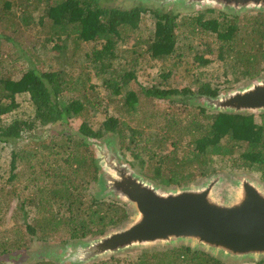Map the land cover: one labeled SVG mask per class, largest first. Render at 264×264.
<instances>
[{
	"label": "trees",
	"instance_id": "1",
	"mask_svg": "<svg viewBox=\"0 0 264 264\" xmlns=\"http://www.w3.org/2000/svg\"><path fill=\"white\" fill-rule=\"evenodd\" d=\"M104 2L108 4L107 0H0L1 57L9 56L7 53L11 51L10 46L11 48L15 46L14 36L21 28L30 30L35 28L37 35H45L42 40L43 48L46 49V43H52L51 50L61 52L60 57L56 58L49 55L44 58L38 57L36 63H40L45 68L38 69L31 63L32 66L23 70L17 79L12 77V71L9 72L5 66L2 67L0 145L15 143L31 131V125L21 120L3 124V117L11 115L17 107V96L27 97L30 100L35 108L34 119L39 121L40 126L58 124L64 126L72 118L87 115L88 110L93 109L95 105L88 101L85 94L87 88L94 87L88 77H84L79 84V95L76 98L64 103L59 99V95L68 87L70 80L66 67L71 64L72 56L62 55V52H65L63 50H66L64 44L68 41L74 42L77 46L74 50L79 49L80 42L90 46L96 44L98 49L85 52V59L93 64L101 62V65L94 66L93 70L97 73L96 76L102 77L110 67L109 62L117 58L119 43L129 38L128 25H131L132 30L138 28L136 23L132 25L138 14L150 13L154 17V38L147 46L148 52L153 56L152 59L161 62L168 58L177 59L179 56L176 52L177 38L182 36L183 41L187 43L192 42L190 40H198L204 42L206 49L214 48L222 56L221 59L229 62L230 70L234 75L249 79L260 73L259 67L255 65L264 58L261 50L264 43V15H256L240 21L237 17L228 19L217 13L215 17L208 16L209 18L203 19L196 16L195 20L186 21L185 16H173L171 11L167 12L165 9L152 11L136 6L130 10H122L116 6L104 5ZM213 12L207 11V13ZM245 21L250 22L248 29L240 24ZM125 29L126 33H124ZM214 36L213 42H208ZM118 40L120 42L116 43ZM181 47L191 50L188 44ZM15 49L20 54L12 61L21 58V53L24 55L23 58L28 57L21 48ZM28 52L31 56L37 55L32 47H28ZM198 59L201 66L208 63L203 60V56H199ZM55 64H61V67ZM109 79L103 83H108L110 86ZM188 93H190L188 89L152 87L145 92V95L158 101ZM199 93L214 97L218 91L204 86L200 88ZM195 109L198 112L194 116L198 117L197 121L188 123L186 133L183 129V134L189 137L194 149L179 156L175 143L174 150L159 156V166L153 168L156 169L157 175L158 173L162 175V178L149 177V179L165 187L179 186L200 175H205L212 158L220 157L226 160L233 170L258 173L264 183V115L257 121L253 116L221 113L205 116L207 114L205 109L201 107ZM130 112L133 113L129 109L128 117L131 116ZM119 124H121L119 120L110 116L102 124L103 131L95 132L87 122H82L78 132L83 137L92 139L115 134L119 138L120 149L127 151L125 125ZM68 137L61 141L51 139V144H46L47 141L36 142L34 150L20 155L14 153L8 175L7 170L0 175V182L5 177L9 180L5 185H0V257L15 251L21 252L29 247L27 244L30 240L59 239L50 236H56L60 232L66 237L58 241H74L88 235L102 234L107 228L115 227L127 217L124 207L106 201L107 199L100 200L99 197L92 196L91 183L97 180L92 153L82 141H71ZM138 154L134 150L131 151L134 158H138L140 156ZM17 157H20L22 162L24 160V170L29 171V177L13 185L11 182L23 174V170L14 173ZM153 158L154 152L148 150V159L153 160ZM163 166H166L164 172L161 170ZM6 185H9L8 189ZM11 202H15L13 208ZM62 208L65 210L59 214ZM9 210L12 212L11 216L6 214ZM66 214L68 216H65ZM5 222L10 226L9 228L5 227ZM18 260L20 261L14 260L12 263L22 264L23 260L20 258ZM2 262L4 261L0 259V264ZM119 263V260H111L101 264ZM41 264H52V262ZM132 264L221 263L199 251L193 252L189 248L179 247L171 251L144 252L141 259Z\"/></svg>",
	"mask_w": 264,
	"mask_h": 264
},
{
	"label": "rangeland",
	"instance_id": "2",
	"mask_svg": "<svg viewBox=\"0 0 264 264\" xmlns=\"http://www.w3.org/2000/svg\"><path fill=\"white\" fill-rule=\"evenodd\" d=\"M107 2L108 4L106 2L103 4H107L109 7L116 6L122 10H130L136 6L144 7L147 10L152 11L157 9L164 10V8L160 9V7L153 2L145 4L141 0H107ZM165 10L167 12L171 11L173 16H185L186 21L195 20L196 16L200 18L202 17L203 19L209 18L208 16L215 17L217 16V13L222 14L228 19L237 17L240 21L247 20L256 15H264L263 13L254 10L246 11L236 16L210 8L193 11H180L179 9L172 10L171 8H165ZM207 11L214 12L207 13ZM154 22V17L150 13L137 15L134 22H132V25L136 23L138 28L132 30L131 25H128L127 28L130 30H128L127 35L129 38L122 41V43H119V40L116 42L119 43L117 58L112 59V62H109L110 67L107 68V73L103 74L102 77L96 76L97 73L93 70L94 66H100L101 62H94L95 64H93L85 59V52H93L98 49L96 44L90 46L80 42L78 44V50H74L77 46H75L76 44L72 41H68L64 44L66 50H63L65 52H62V55L64 57H72L70 61L71 64L66 67V72L68 73L70 80L68 87L59 95L60 101L64 103L76 98L79 95V84L84 80V77H88L91 79V83L94 87L87 88L85 94L87 95L88 101L92 104L95 103V105L93 106V109L88 110L87 115H83L80 118H72L68 124L64 126L58 124L56 126L44 127L40 126L39 121L34 119L35 108L30 100L27 97L17 96L16 102L18 105L11 115L3 117V124H10L13 120H21L31 125V131L27 132L22 138L16 140L15 143L9 142L0 145V175L6 170L8 175L11 157L14 153L19 155L21 153L24 154L27 151L34 150V143L36 142L41 143L47 141L46 144H51V139L61 141L66 140L68 136L71 141L80 140L83 142L82 135L78 132V128L82 122H87L91 130L95 132L103 131V122L106 118L111 116L119 120L121 124L125 125V148H127V151L120 149L119 138L115 134H106L100 139L107 138L112 141L115 139L114 137H116V147L124 162L128 164L132 170L144 178L149 179V177H156V179H159L162 175L159 173L157 175L156 169H153L154 167L159 166V156L172 152L175 143L176 145L174 146H176L179 156L194 149V144L190 141L189 137H186V134H183V129L186 133V127L189 125L188 123L190 121H197L198 117L195 118L194 116L198 114V112L188 103L178 102L177 98L181 97L178 95H173L166 100H152L145 95V92L148 91V89L152 87L177 90L188 89L190 92L188 93L189 95H195L199 93L200 88L206 86L217 90L219 94H224L228 91L247 85L252 79L264 78V58L255 65L260 69L259 75L249 79L241 78L240 75L232 74L229 62L221 59L222 56L219 55L214 48L208 50L204 47V42L198 40H190L192 42L187 43V41H183L182 36L177 38L178 49H176V52L179 55L177 59L172 60V58H168L163 62L152 59L153 56L148 52L147 46L152 42V38H154ZM240 24L248 29L250 22L245 21L243 24ZM124 33H126V29L124 30ZM44 36V34L37 35L35 28L31 30L29 28H21L14 36L15 46L12 48L10 46L11 51L10 53H7L9 56H0V74L2 67L5 66L9 72L12 71V77L17 79L20 77L21 72L32 66V64L38 69L45 68V66L40 63H36L35 60H38V57L44 58L47 55L52 58L60 57L61 52L51 50L52 43H46V49L43 48L44 45L42 40H44ZM214 39L215 36L208 42H213ZM184 44L190 45L191 50H188L186 47L182 48L181 46ZM28 47H32L37 55L31 56L28 52ZM15 48H21L24 51V54H28V57L23 58L24 55L21 53V58H18L17 61H12L20 54ZM261 50L264 53V43ZM199 56H203V60L208 61V63L201 66V62L198 59ZM7 58L8 64H6ZM55 65L59 68L61 67V64ZM107 79L111 80V87L108 83H103ZM134 102L137 103L134 104ZM133 108L135 110H133ZM129 109L133 111V113L130 112L129 114L131 116L128 117L127 112ZM206 112L207 114L205 116H208V114H216L215 112L208 110H206ZM254 117L259 121L261 120L262 115H256ZM170 123L171 128H169ZM53 144L54 143H52V145ZM88 148L94 157L92 148L89 146ZM132 150L138 152V155L140 156L134 158L131 155ZM148 150L154 152L153 160L148 159ZM143 152L146 153V155ZM15 166L16 171L14 173H17L18 170H23V174L11 182L13 185H17V183L25 181L26 177H29V171L24 170V160L23 162L20 161V157H17ZM165 168L166 166L161 168L162 172H164ZM214 175H219L224 180L222 193L230 191L231 179L236 180L242 177H249L264 186L258 173L246 170H233L229 163L220 157L212 158L211 163H209V166L205 170V175H198L199 177L184 184L199 183ZM7 181L9 180L5 177L0 182V185H5V182ZM151 181L156 185L158 184L153 180ZM6 188L8 189L9 185H6ZM99 192L100 188L96 184V181L92 182V196L99 197ZM99 198L100 200L107 199L106 201L115 202L125 208L127 211V217L122 222L123 224L129 218L128 216L131 215V209L127 205L114 200L111 197ZM14 205L15 202H11V208H13ZM64 210L65 208H62L59 214H62ZM6 214L7 216H11V210ZM65 216H68V214ZM122 223L115 227L107 228L102 234L88 235L83 238L75 239L74 241H58L62 237H66L63 232H60L56 236H50L59 239L48 241L30 240V243L27 244L29 246L28 248L17 253L15 251L10 255L0 257V259L4 261L2 264H8L9 262L12 263L14 260L20 261L18 258L23 260L22 264H41L43 262L57 264L53 259L47 257L48 250L62 246L66 242H90L121 227L123 225ZM5 227H10L7 222H5ZM31 239H33V237ZM179 247L182 246H177L174 249ZM157 250L171 251L170 249L160 246L152 248H133L117 255H108L96 259L88 264L107 263L111 260H119V264H132L140 260L141 255L144 252ZM16 256H18V258L14 259ZM146 257L148 258V254ZM243 264L257 263L244 262Z\"/></svg>",
	"mask_w": 264,
	"mask_h": 264
},
{
	"label": "water",
	"instance_id": "3",
	"mask_svg": "<svg viewBox=\"0 0 264 264\" xmlns=\"http://www.w3.org/2000/svg\"><path fill=\"white\" fill-rule=\"evenodd\" d=\"M160 9H217L233 16L254 10L264 14V0H141ZM144 8V7H143ZM156 11V10H155ZM158 11V9H157ZM160 11V10H159ZM172 13V12H171ZM178 102L233 116L264 115V78L224 94L178 95ZM110 136V135H109ZM113 137V136H111ZM83 143L92 148L99 197H111L131 209L125 223L90 242H66L48 250L57 264H88L133 248L177 246L199 251L222 264L264 262V186L249 177L224 180L214 175L199 183L161 186L138 175L116 147V137Z\"/></svg>",
	"mask_w": 264,
	"mask_h": 264
},
{
	"label": "crops",
	"instance_id": "4",
	"mask_svg": "<svg viewBox=\"0 0 264 264\" xmlns=\"http://www.w3.org/2000/svg\"><path fill=\"white\" fill-rule=\"evenodd\" d=\"M198 94H200V93H198Z\"/></svg>",
	"mask_w": 264,
	"mask_h": 264
}]
</instances>
